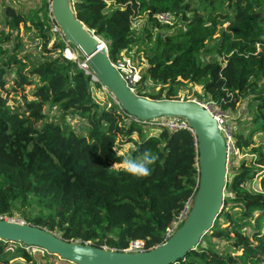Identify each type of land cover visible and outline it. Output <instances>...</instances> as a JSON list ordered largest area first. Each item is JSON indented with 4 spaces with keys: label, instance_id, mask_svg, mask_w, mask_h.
Wrapping results in <instances>:
<instances>
[{
    "label": "trees",
    "instance_id": "16d2710c",
    "mask_svg": "<svg viewBox=\"0 0 264 264\" xmlns=\"http://www.w3.org/2000/svg\"><path fill=\"white\" fill-rule=\"evenodd\" d=\"M71 1L76 16L107 41L112 60L126 52L144 63L138 94L181 99L183 85L201 84L198 99L230 113L248 98L250 127L239 122L233 139L252 155L230 168L228 160L223 209L197 246L173 264H263L264 149L254 136L264 131V0ZM4 11L0 216L16 218L19 212L23 221L67 240L111 249L135 240L146 249L162 243L199 187L194 130L135 119L110 92H101L91 68L65 55L67 43L53 31L49 0L27 11L9 3ZM166 12L174 22L158 17ZM142 15L146 33L138 35L133 23ZM21 26L26 32L36 28L32 37L39 49L27 48ZM210 49L216 58L204 57ZM154 85L159 88L151 90ZM48 104L58 108L62 122L48 119ZM71 114L87 119L86 134L64 122ZM122 143L131 144L133 157L145 150L158 154L150 176L137 178L113 166L127 157L118 150ZM3 241L0 264H12ZM30 249L23 244L16 254L35 264Z\"/></svg>",
    "mask_w": 264,
    "mask_h": 264
},
{
    "label": "water",
    "instance_id": "95a60500",
    "mask_svg": "<svg viewBox=\"0 0 264 264\" xmlns=\"http://www.w3.org/2000/svg\"><path fill=\"white\" fill-rule=\"evenodd\" d=\"M51 10L66 37L85 56L87 67L109 88L123 108L141 120L182 117L198 139L200 180L183 224L164 242L146 250H119L74 240L19 218L0 216V239L22 241L76 264H173L195 248L223 209L228 176L227 138L216 117L195 99H154L135 93L99 40L77 16L71 0H51Z\"/></svg>",
    "mask_w": 264,
    "mask_h": 264
},
{
    "label": "rangeland",
    "instance_id": "374dc122",
    "mask_svg": "<svg viewBox=\"0 0 264 264\" xmlns=\"http://www.w3.org/2000/svg\"><path fill=\"white\" fill-rule=\"evenodd\" d=\"M48 1V0H47ZM51 2V0H49ZM44 2V0H0V26L4 25V21H5V6L9 3L14 4L19 10H34L37 9L42 3ZM50 11V10H49ZM175 20V18H174ZM173 20V22H174ZM147 17L145 15H142L141 17H137L134 20L133 26H134V31L136 34L141 35V34H145L146 31L144 25L147 23ZM22 27V26H21ZM144 27V28H143ZM33 29H29L27 32L23 29H21V36L28 41L27 43V48H31V49H39L40 45L38 44V39L37 38H33L32 36H34L36 34V28L32 27ZM147 29V28H146ZM64 33V32H63ZM65 35V34H64ZM31 37V38H30ZM66 37V35H65ZM67 38V37H66ZM217 40V39H216ZM144 48V47H143ZM36 51V50H34ZM76 54L73 56H77L78 58L77 60H82L81 62H83V57H85L83 55V53L80 51V49L77 47L76 48ZM67 57H69L67 54H65ZM204 57H208V58H216V53L215 50L210 49L204 52ZM144 65V63L142 64ZM94 78V77H93ZM95 79V78H94ZM149 85H153L152 81H148ZM140 86V85H139ZM159 85H154L151 90L153 89H158ZM197 91L202 93V88H201V84H189L186 83L185 85L182 86V89L180 91V97L181 99H183V97H188V99H196L199 100L198 98L199 95L196 93ZM99 91L97 90L96 87H94V93L96 96H99V94L101 92L103 93H107L109 91L105 90L103 87L101 89V92L98 93ZM108 95L104 94V97H107ZM18 98V96H17ZM186 100V99H185ZM202 101H206V100H202ZM248 108V98H243L240 100L238 107L233 110L232 113H229V117H228V127L230 130V134H231V138L232 136H234V133L237 131L238 129V124L239 122L241 123V125H247V130L250 127V124L245 123L246 119L249 117L246 113ZM50 111V116L48 117V119H53V120H60L59 116H60V112L58 110V108L51 106L50 104L47 105L46 107V111ZM240 115L241 118H238ZM63 120V119H62ZM61 121V120H60ZM62 122V121H61ZM65 123H70L76 130H78L79 132H81L82 134H86L88 129H87V119L83 118L77 114H71L68 115L66 117V119L64 120ZM254 141L256 142V144H261L263 145V149H264V131H260L258 133L255 134L254 136ZM235 145V144H234ZM131 144L130 143H122L119 145V152H123L127 157H133L131 156V149H130ZM236 147V146H235ZM232 145V142L230 143V149H229V155H228V160L230 165L229 168L231 167L232 163L233 164H238L239 161L242 159V157H248L251 156L252 153L251 150L248 148L244 149V150H240L237 147L235 148ZM118 164H122V163H116L115 165H113L114 167H116V165ZM118 168V167H116ZM259 211H256L254 213V217H256V215L258 214ZM16 218L19 219H25L26 218L24 216H22V214H20L19 212H16L15 216ZM252 220V218L249 219V221ZM23 221V220H22ZM27 221V220H26ZM220 246L224 245V242H218ZM1 244V242H0ZM2 244L5 245V248L8 250V257L12 258V264H29V262L22 256V255H18L16 254V249L18 247H22L20 241H3ZM29 245L30 251L32 253H34L35 258L37 260H35V264H43L46 263L48 264H54V262L57 260V262L55 264H67L63 258L59 257L57 254L55 255H49L47 257L44 256V253H48L45 249V251L43 252L41 248H39L38 246H31ZM56 256H58V258H56ZM61 258V259H59Z\"/></svg>",
    "mask_w": 264,
    "mask_h": 264
},
{
    "label": "built area",
    "instance_id": "2783aa9c",
    "mask_svg": "<svg viewBox=\"0 0 264 264\" xmlns=\"http://www.w3.org/2000/svg\"><path fill=\"white\" fill-rule=\"evenodd\" d=\"M51 17H52V20L54 22L53 31L55 33L61 35L63 37V39L65 40V42L67 43V47L65 48V54H67L69 56V58H78V55L73 56L76 54L75 50H76L77 46L74 43H72L68 38L65 37L63 30H62V27L57 22V20L55 19L52 10H51ZM158 17L162 20H167V21H171V22L174 20V16L168 12L159 13ZM96 36L99 40L98 49L105 48L109 54V47H108L107 41L103 37H101L100 35L96 34ZM109 57H110V54H109ZM110 60L112 61L113 65L118 69L119 73L121 74V76L126 81V84L135 93H137L136 88L140 82L141 75H142V73H141L142 72V61L139 58H133L132 56L128 55L126 52H124L122 54V57H120L116 60H112L110 57ZM81 61L82 60H79L80 65L85 67L87 69V71L90 72V70L88 69L89 67H87V65L85 63V57H83V62H81ZM93 77L95 78V80H99L94 75V72H93ZM103 88L105 90L109 91L113 95V97L116 99V97L114 96L112 91L109 88H107L104 84H103ZM116 101L119 104H121L117 99H116ZM197 101H199L202 105H204L216 117L222 132L224 133V135L227 138L228 155H229L230 143L232 142L233 147H235L233 136L231 138L230 130L228 127V117H229L230 112L222 109L221 107H219L217 105H215L211 101H202V100H197ZM132 116L135 117V119H140L137 116H134V115H132ZM145 121H152V122L154 121L156 123L165 124V125H168L170 128L184 127V126L189 125L188 122L184 118L177 117V116L158 117L155 119H150V120H145ZM192 205H193V199L190 198L186 201L183 209L178 214L177 218L173 220L171 225L165 231L163 242L166 241L183 224L182 222H184L186 217L188 216V214L192 208ZM5 241H7V240H5ZM14 242H16V241H14ZM20 243H21V245L26 244L22 241H20ZM26 245H27V247H29V244H26ZM123 250L137 251V250H146V248L144 246L143 240H135V241H132L130 243V245L128 247L124 248ZM263 264H264V261H263Z\"/></svg>",
    "mask_w": 264,
    "mask_h": 264
},
{
    "label": "clouds",
    "instance_id": "9594fccd",
    "mask_svg": "<svg viewBox=\"0 0 264 264\" xmlns=\"http://www.w3.org/2000/svg\"><path fill=\"white\" fill-rule=\"evenodd\" d=\"M158 159L159 156L157 153H154L151 150H145L139 156L125 157L122 164H118L116 167L134 177L145 178L152 174L153 167Z\"/></svg>",
    "mask_w": 264,
    "mask_h": 264
},
{
    "label": "crops",
    "instance_id": "0c3cea01",
    "mask_svg": "<svg viewBox=\"0 0 264 264\" xmlns=\"http://www.w3.org/2000/svg\"><path fill=\"white\" fill-rule=\"evenodd\" d=\"M63 259H64V258H63ZM56 262H57V261H56ZM56 262H55V263H56ZM68 264H76V263L71 261V262H70V263H68Z\"/></svg>",
    "mask_w": 264,
    "mask_h": 264
}]
</instances>
